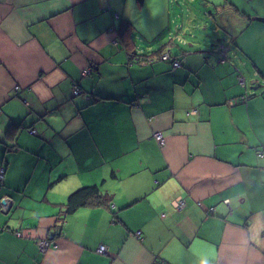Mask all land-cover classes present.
<instances>
[{
	"label": "crops",
	"instance_id": "0c3cea01",
	"mask_svg": "<svg viewBox=\"0 0 264 264\" xmlns=\"http://www.w3.org/2000/svg\"><path fill=\"white\" fill-rule=\"evenodd\" d=\"M175 2L0 0V264H264V45Z\"/></svg>",
	"mask_w": 264,
	"mask_h": 264
},
{
	"label": "rangeland",
	"instance_id": "374dc122",
	"mask_svg": "<svg viewBox=\"0 0 264 264\" xmlns=\"http://www.w3.org/2000/svg\"><path fill=\"white\" fill-rule=\"evenodd\" d=\"M178 2V0H174ZM185 9L182 13V17H177V11L179 8L175 4L172 6V16L177 22H181L184 19L186 22L191 20L188 25L194 27L195 34L200 33V25L206 24L212 26L217 24L216 21H221L220 16L231 15L234 22H240V25L250 21L253 26H250L249 30L239 38L240 44L243 43L244 47L249 51H258L264 45V31L261 30V26L264 25L258 18L264 16V0H184ZM210 1V3H208ZM214 4L219 6L215 7ZM238 8V10L236 9ZM176 9L177 11H175ZM211 13V14H210ZM190 14V16H189ZM225 16V17H226ZM253 18H256L255 20ZM263 18V17H261ZM214 19V20H213ZM236 25V23H235ZM202 27V25H201ZM191 28V27H190ZM218 39V38H217ZM217 39H215L217 41ZM233 45V44H231ZM219 43L215 45H209L212 50L219 49Z\"/></svg>",
	"mask_w": 264,
	"mask_h": 264
},
{
	"label": "built area",
	"instance_id": "2783aa9c",
	"mask_svg": "<svg viewBox=\"0 0 264 264\" xmlns=\"http://www.w3.org/2000/svg\"><path fill=\"white\" fill-rule=\"evenodd\" d=\"M229 50V46H226L224 44H221L219 49L217 50V57L218 60H223L227 58V52ZM158 59L162 61H170L172 67H179L181 65L180 59L177 57L172 56L168 51L161 52L158 56ZM150 61V60H149ZM80 93V90L78 87L73 88V94L78 95ZM31 133H35V131H30ZM154 138L158 142L160 146L164 144V138L161 135V133L157 132L154 133ZM4 167L0 166V180L3 179L4 176ZM0 206L2 207L3 210H7L10 207V199L7 196H3L0 198ZM187 207V202L184 199H177L173 201V208L175 210H183ZM213 209L209 210V213H212ZM53 241L50 239H42L39 241V248L41 252H44L49 246H51ZM99 253H104L105 252V247L100 246L97 250Z\"/></svg>",
	"mask_w": 264,
	"mask_h": 264
},
{
	"label": "trees",
	"instance_id": "16d2710c",
	"mask_svg": "<svg viewBox=\"0 0 264 264\" xmlns=\"http://www.w3.org/2000/svg\"><path fill=\"white\" fill-rule=\"evenodd\" d=\"M142 1L139 0V2ZM111 201L112 196L101 192L97 185L85 186L70 194L66 203L65 214H71L81 207L109 206Z\"/></svg>",
	"mask_w": 264,
	"mask_h": 264
},
{
	"label": "clouds",
	"instance_id": "9594fccd",
	"mask_svg": "<svg viewBox=\"0 0 264 264\" xmlns=\"http://www.w3.org/2000/svg\"><path fill=\"white\" fill-rule=\"evenodd\" d=\"M202 264H208V262L205 260V261H202Z\"/></svg>",
	"mask_w": 264,
	"mask_h": 264
}]
</instances>
